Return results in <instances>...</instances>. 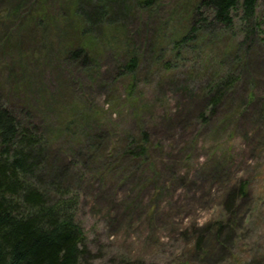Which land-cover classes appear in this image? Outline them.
Returning a JSON list of instances; mask_svg holds the SVG:
<instances>
[{"label":"rangeland","instance_id":"374dc122","mask_svg":"<svg viewBox=\"0 0 264 264\" xmlns=\"http://www.w3.org/2000/svg\"><path fill=\"white\" fill-rule=\"evenodd\" d=\"M195 2L0 0V104L55 155L44 189L67 174L90 263L264 264V0L256 40L218 28L206 43L202 33L177 43ZM74 10L90 30L84 62L68 53ZM99 10L93 26L87 15ZM236 42L242 78L213 109L205 94L230 74ZM85 125L94 130L79 144ZM142 144L147 152L127 153ZM37 170L50 176L46 162ZM230 188L239 195L230 241L200 252L215 243L195 247L224 215Z\"/></svg>","mask_w":264,"mask_h":264},{"label":"trees","instance_id":"16d2710c","mask_svg":"<svg viewBox=\"0 0 264 264\" xmlns=\"http://www.w3.org/2000/svg\"><path fill=\"white\" fill-rule=\"evenodd\" d=\"M106 8L107 5H104L102 9L107 10ZM104 10L87 15L88 21L93 26L98 24L95 19L104 16ZM82 14V11H73V15L78 17L71 21L75 32L74 47L68 53L72 54L73 59H83L84 62L90 57L89 47L87 49L84 46V32L90 30L85 29L86 19L82 17L79 21ZM188 23V35L182 36L177 43H193L196 38L202 37L201 33L206 34L202 38L206 43L218 28L225 31L238 28L244 36L242 42H245L247 34L251 39L257 38L262 18L258 16L257 0H196ZM236 47L237 42L232 46L233 50L230 46V55H233L235 61L230 65V74L226 71L213 81L211 89L205 94L213 109L221 106L227 91L230 89L231 94L242 78V58L237 55L239 50ZM248 49L247 47L243 53H249ZM136 67L137 60L133 55L125 69L134 72ZM203 107L204 104L199 105V108ZM39 122L37 121L38 124ZM38 130L29 125L22 127L11 110L0 104V264H93L87 260L84 233L75 219L77 196L64 191V188L71 185L67 174L61 178L62 183L55 180L53 184L49 183L52 184L49 185V190L44 189L46 180H54L58 171L55 155L47 154L43 148L46 138ZM81 130L76 140L79 144L88 139L89 133L94 129H88L85 125ZM144 141L147 143V140ZM124 146L127 148V145ZM137 149L138 151L128 148L127 153L140 156L147 152V146L143 144L138 145ZM45 162L51 167L48 178L45 171L35 174ZM28 178H33L35 183L27 181ZM239 191L245 194L247 189L240 188ZM50 193L53 194L52 197ZM233 193V188H230L228 195L226 194L228 208L217 223L202 228L196 248L202 245L201 241L207 238L210 240L209 237L213 236L216 240L213 245L200 249V252L206 249V253H212L216 247L225 243L226 238L230 241L234 230L229 216L239 196ZM212 232L214 234L210 235Z\"/></svg>","mask_w":264,"mask_h":264}]
</instances>
